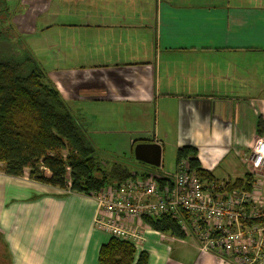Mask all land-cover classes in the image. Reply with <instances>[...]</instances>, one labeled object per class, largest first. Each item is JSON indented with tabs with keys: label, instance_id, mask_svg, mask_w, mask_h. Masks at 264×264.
<instances>
[{
	"label": "crops",
	"instance_id": "1",
	"mask_svg": "<svg viewBox=\"0 0 264 264\" xmlns=\"http://www.w3.org/2000/svg\"><path fill=\"white\" fill-rule=\"evenodd\" d=\"M7 6L14 36L89 137L93 128L92 135L141 139L130 141L132 153L137 143L157 144V173H173L163 167L167 148L189 145L217 181L254 174L245 160L264 135V0H7ZM42 49L51 57L43 60ZM3 168L7 264H98L110 235L94 225L95 200L63 195L27 172L9 177ZM140 168L132 170L149 171ZM219 170L227 177L219 180ZM123 221L142 237L134 262L145 252L146 264H225L200 252L194 236L170 237L138 217Z\"/></svg>",
	"mask_w": 264,
	"mask_h": 264
},
{
	"label": "trees",
	"instance_id": "2",
	"mask_svg": "<svg viewBox=\"0 0 264 264\" xmlns=\"http://www.w3.org/2000/svg\"><path fill=\"white\" fill-rule=\"evenodd\" d=\"M1 16H4L1 18ZM7 0H0V163L4 174L70 193L91 196L107 187H119L128 180L144 178L122 163L102 169L98 151L88 133L70 111L66 101L50 82L46 72L14 36ZM258 134L263 129L258 123ZM196 149L186 145L176 152V163L186 160L190 171L206 185H218L213 175L203 170L196 158ZM142 168L156 171L135 161ZM159 185L169 183L155 175ZM253 175L226 181L222 191L250 193ZM150 229L170 237L187 235L171 215L142 216ZM135 246L131 241L110 237L98 251V264H146L148 256L141 252L134 262Z\"/></svg>",
	"mask_w": 264,
	"mask_h": 264
},
{
	"label": "built area",
	"instance_id": "3",
	"mask_svg": "<svg viewBox=\"0 0 264 264\" xmlns=\"http://www.w3.org/2000/svg\"><path fill=\"white\" fill-rule=\"evenodd\" d=\"M257 142L252 158L261 164L264 135ZM251 171L255 180L256 168ZM155 175L171 185H159ZM223 187L201 182L182 160L172 174L148 171L144 178L91 195L97 204L94 225L110 237L138 245L141 234L123 218L168 214L186 235L195 237L200 252L212 253L225 264H264V176L255 180L250 193Z\"/></svg>",
	"mask_w": 264,
	"mask_h": 264
},
{
	"label": "rangeland",
	"instance_id": "4",
	"mask_svg": "<svg viewBox=\"0 0 264 264\" xmlns=\"http://www.w3.org/2000/svg\"><path fill=\"white\" fill-rule=\"evenodd\" d=\"M10 11V10H9ZM4 16H1V18H3ZM38 49V47H36V50ZM42 59L45 60V51H43L42 49ZM51 55H48V57L46 58H50ZM48 60V59H47ZM93 128L90 130V137L91 140L95 146V148L98 151V160L100 162L99 166L102 169H109L111 167L112 164L114 163H122L127 165L129 168L133 169L136 168L137 164L133 158V153L130 147V141L132 140H136L139 141L141 139H117L111 136H99L96 135V133L94 135H92L91 133H93ZM256 142L253 145L254 149L257 146ZM138 144V143H137ZM136 144V145H137ZM175 151H173L172 149H166L164 152V169L168 172H173L175 171ZM263 160V158H262ZM245 163L249 164L250 168L255 167L256 168V172L257 174L255 175V180L258 178H262L264 176V162L263 163H259V162H254L252 155H249L248 158H246ZM246 164V165H247ZM143 169V168H140ZM147 169V168H146ZM136 170V169H134ZM151 172H153V170L147 169ZM139 173L143 172V170H137ZM148 172V171H147ZM155 172V171H154ZM224 170L221 171H217L215 173V176L220 180L221 178H226L227 175L223 174ZM230 172V171H228ZM218 184H223L225 181H217ZM263 199H264V193H262L260 195ZM4 248L2 246V239L0 238V264H7L6 261V253H4Z\"/></svg>",
	"mask_w": 264,
	"mask_h": 264
},
{
	"label": "water",
	"instance_id": "5",
	"mask_svg": "<svg viewBox=\"0 0 264 264\" xmlns=\"http://www.w3.org/2000/svg\"><path fill=\"white\" fill-rule=\"evenodd\" d=\"M135 161L150 167H160V147L154 143H139L133 148Z\"/></svg>",
	"mask_w": 264,
	"mask_h": 264
}]
</instances>
